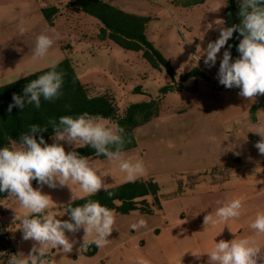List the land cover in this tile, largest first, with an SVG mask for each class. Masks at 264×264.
Segmentation results:
<instances>
[{
  "label": "rangeland",
  "instance_id": "1",
  "mask_svg": "<svg viewBox=\"0 0 264 264\" xmlns=\"http://www.w3.org/2000/svg\"><path fill=\"white\" fill-rule=\"evenodd\" d=\"M105 1L126 12L150 17L147 36L173 65L176 75L164 66L155 68L141 52L99 39L94 32L100 20L69 6L68 0H0V87L20 76L24 78L23 74L47 68L52 59L60 62L69 58L82 82L95 93H114L122 112L132 103L161 96L160 114L135 129L138 145L124 156L144 162L145 171L136 179L154 178L160 184L162 207L149 197L153 213L122 214L112 210L115 229L109 243L91 255L87 254L88 248H80L83 229L75 234L66 232L77 243L67 255L53 250L49 264H122L132 258V250L121 262L119 252L111 253V249L123 239L131 241L139 235L137 242L145 243L147 249L142 251V244L139 255L148 263L208 264L206 254L197 260L190 251L206 252L220 239H233V233L236 238L254 235L248 225L257 211H264V155L252 138L259 136L252 131L264 125V95H258L253 103L239 95V88L219 83L217 73L227 44L212 67L205 65L201 56L207 44L220 34L221 25L217 23L223 21L222 26L227 27L228 1L207 0L193 7L176 5L173 0ZM50 5L60 8L54 25L43 13ZM41 33L51 36L54 44L45 57L33 60L35 40ZM193 70L196 74L183 80L182 75ZM175 84L183 89L161 94L162 87ZM256 104L259 107L253 119L251 109ZM13 143L18 142L9 146ZM62 143L66 150L72 148ZM89 161L101 174L111 173L104 177L109 188L129 182L106 158L93 157ZM32 184L40 187L35 181ZM41 191L54 200L50 209L54 213L62 212L72 195H82L78 186H73V193L67 186L44 185ZM238 196L245 197L244 211L238 219L228 221L226 226H204L206 214L214 215L224 202ZM21 211L14 198L0 201V225L7 226L16 252L27 255L34 242L25 241L18 229ZM58 218L67 219V214ZM141 218L147 227L134 234L131 224ZM154 226L159 227L158 233L151 230ZM257 240L264 249V235Z\"/></svg>",
  "mask_w": 264,
  "mask_h": 264
},
{
  "label": "clouds",
  "instance_id": "2",
  "mask_svg": "<svg viewBox=\"0 0 264 264\" xmlns=\"http://www.w3.org/2000/svg\"><path fill=\"white\" fill-rule=\"evenodd\" d=\"M238 4L240 23L228 27L222 26L223 21L217 23L221 25L220 34L215 41L207 44L201 56L204 57L205 65L214 66L221 48L238 31L242 37L237 46L240 55L233 60L226 48L217 77L224 87L239 88V95L254 103L258 95H264V0H238ZM53 44L51 36L39 34L35 40L33 60L45 57ZM58 66V60H50L47 64L49 70L30 80L22 96L13 94L8 111L11 112L13 107L23 110L26 104L39 109L42 98L44 101L59 99L64 73L58 70ZM29 75L31 73L23 74L24 77ZM49 125L54 130L53 142L47 143L43 135L37 139V133L47 131ZM252 132L260 136L255 147L264 155V125ZM62 142L71 145L73 150L66 151ZM126 142L130 140H126L123 127L110 124L102 117L83 113L77 116L61 115L58 121L50 118L43 126L31 124L28 131L20 134L18 143L0 147V192L8 193V197L18 202L23 210L18 216V229L22 231L25 241L34 242L27 255L23 252L11 254L6 264H49L48 257L53 250L59 249L67 255L77 243L66 232L75 234L81 229L84 235L80 248L87 249L91 245L103 248L108 245L115 229V214L99 201L88 197L100 191L106 192L109 197L113 195L104 180L111 173L101 174L85 155L74 149H94L97 156L106 157L125 174L128 181H134L143 175L145 166L142 160L125 158L123 150ZM33 180L37 181L39 188L33 187ZM44 185L50 188L67 186L72 193L73 186H78L82 195H72L68 207L54 213L50 210L54 207V200L41 191ZM76 199L85 202L72 206ZM244 200L245 197L238 196L224 202L214 215L204 216V226L221 223L226 226L228 221L238 219L244 211ZM65 214L69 219L58 218ZM146 227L143 218L131 224L133 230ZM248 227L254 235L236 238V234L228 227L234 234L233 239H220L206 252H190L197 260L206 254L208 264H264V249L257 240L258 236L264 235V211H257ZM221 233H217L216 237ZM136 264H148V261L141 258Z\"/></svg>",
  "mask_w": 264,
  "mask_h": 264
},
{
  "label": "trees",
  "instance_id": "3",
  "mask_svg": "<svg viewBox=\"0 0 264 264\" xmlns=\"http://www.w3.org/2000/svg\"><path fill=\"white\" fill-rule=\"evenodd\" d=\"M207 0H173V3L183 7H193L205 3ZM226 26L239 24L241 18L238 16V0H227ZM68 5L79 7L84 12L97 17L100 20L101 27L99 38L101 40L110 39L126 50L141 52L143 57L155 68L166 67L171 75L177 72L173 65L165 56L155 47L153 42L147 36V25L150 17H144L135 13H129L123 9L108 3L105 0H68ZM60 8L56 5H50L43 9L45 18L51 25H54L55 16L59 13ZM242 39L237 32L227 42L226 48L231 52L232 59L235 60L240 55L237 51L239 40ZM230 46V47H229ZM48 68L37 71L28 77L20 78L13 83H7L0 87V147L9 145L11 142H19L20 134L29 130L31 124L41 126L47 124L50 118L59 119L61 115H73L88 113L93 116H99L105 120L119 125L125 129L126 142L124 152L129 151L138 145V139L135 129L142 126L154 117L160 114L161 96L152 98L150 101L130 104L123 112L117 104L114 93L106 90L101 93H95L93 89L85 85L80 79L74 63L69 59H63L59 62L58 70L64 73V84L62 95L59 99L53 101L41 100V107L36 109L32 105H27L23 110L13 107L8 111L13 94L23 95L25 85L32 79H36ZM193 70L188 74H183V80L188 79L196 74ZM183 89L182 85H167L160 89L162 95L170 91H179ZM137 91H141L138 88ZM259 105L256 104L251 109L253 119H256V110ZM53 128L48 126L47 131L37 133V139L43 135L47 143H52ZM256 141L260 140L257 135L252 136ZM73 150V148L66 151ZM88 159L93 157L106 158L97 156L94 149L90 147L74 149ZM215 172L221 169H215ZM33 180L32 182H34ZM37 182V181H35ZM109 190L113 193L111 197L104 191L88 197L89 199L99 201L102 205L111 210L122 214H129L132 211L139 210L142 213H153V208L147 198L152 197L154 204L162 207L160 200L161 186L154 178L136 179L114 187ZM8 193L0 192V201L7 198ZM85 200L77 199L72 206L83 204ZM68 204L66 205V208ZM67 219L69 216L67 215ZM93 248V250H90ZM98 248L95 245L88 247L87 254H94ZM17 253L13 247L10 233L7 226L0 225V264H6L8 256ZM49 263L52 255L48 257Z\"/></svg>",
  "mask_w": 264,
  "mask_h": 264
},
{
  "label": "crops",
  "instance_id": "4",
  "mask_svg": "<svg viewBox=\"0 0 264 264\" xmlns=\"http://www.w3.org/2000/svg\"><path fill=\"white\" fill-rule=\"evenodd\" d=\"M97 25H98V29L94 33H96L97 34V37H98V35L100 33L101 24L98 23ZM82 26L84 27V29L86 31H90L88 27H85L83 24H82ZM85 30H82V32L87 36V32ZM97 37H94V38H97ZM106 40H108V39H106ZM106 40H104V41H106ZM85 85H87V84H85ZM87 86H89V85H87ZM149 199L150 198L148 197L147 198L148 202H149ZM136 211L137 212H141L139 210H136ZM132 212H135V211H132ZM151 230H153L154 232H157V233L160 231L159 227H157V226H154ZM133 232L135 234L136 233V230H133ZM141 236L142 235L134 236L131 241H129L127 239H123L119 244H114L113 249H111V253L112 252L114 253L116 251L119 252V254H120L119 255L120 256V261L121 262H124L127 259V254L129 255V251L132 250V252H133L132 258L129 257L128 261H126V262H124L122 264H136V261L137 260L143 258L141 255H139V250H140V247H141L142 244H143V250L142 251L147 252V249L145 247L146 244L145 243L139 244V242H137V239H139ZM98 250H99V248H98ZM98 250L95 253H97ZM153 251L154 250L151 249V252H149V253H151L153 255ZM154 263L151 261V263H148V264H154Z\"/></svg>",
  "mask_w": 264,
  "mask_h": 264
}]
</instances>
